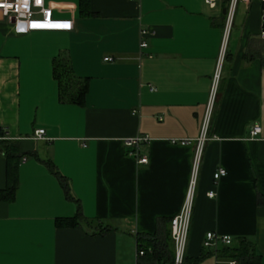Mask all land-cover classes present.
<instances>
[{"label": "crops", "instance_id": "obj_1", "mask_svg": "<svg viewBox=\"0 0 264 264\" xmlns=\"http://www.w3.org/2000/svg\"><path fill=\"white\" fill-rule=\"evenodd\" d=\"M44 5L72 20V30L16 33L0 13V128L25 158L14 197L0 198V264H172L136 255L139 237L180 210L206 116L183 264L233 260L217 250L226 245H202L209 231L235 244L245 238L264 264V204L257 203L264 197V3L238 2L214 89L223 0ZM54 60L86 80L82 103L68 98L73 85L61 96ZM253 124L262 132L251 138ZM37 129L43 139L33 138ZM140 136L148 140L137 157L147 163L124 143ZM45 160L64 176L69 196ZM219 167L226 174L214 181ZM78 210L88 221L58 224Z\"/></svg>", "mask_w": 264, "mask_h": 264}, {"label": "built area", "instance_id": "obj_2", "mask_svg": "<svg viewBox=\"0 0 264 264\" xmlns=\"http://www.w3.org/2000/svg\"><path fill=\"white\" fill-rule=\"evenodd\" d=\"M218 0H204V2L214 7ZM240 0H227L225 1V13H224V28L222 37V49L219 59L218 68L214 74V84L215 88L218 76H219V66L221 59L223 57L225 44L227 37L229 35L232 22L234 19L236 7ZM264 3V0H259ZM0 13L3 17L13 18L11 22L14 26L16 33H25L30 31H70L73 27L72 20L69 19H58L52 16L50 8L44 5V0H0ZM148 33L147 30H141V35L144 36ZM264 33V31H263ZM145 41L140 42V47H145ZM104 60H111V58L106 57ZM208 127V116H206L202 127L201 135L198 139V143L195 149L192 171L190 176L189 186L186 192L184 202L181 205L180 210L170 218V237L173 245V263L172 264H183L185 256V248L188 236L189 223L192 213V202L194 196V186L196 182V176L198 171V166L201 157L202 145L205 139V134ZM262 128L258 124H253L248 131L249 137L253 138L260 135ZM35 139L44 138V130L37 129L34 131ZM0 139H10L6 135L5 137H0ZM147 136L127 138L124 143L127 146H135L134 150L130 153L137 157V145L140 142L147 141ZM186 142L185 140H181ZM22 160L25 158L22 157ZM138 163H147L146 157H137ZM226 174V170L223 167H219L214 171L212 178L214 181H218L222 176ZM208 197H214L215 192L209 191L207 193ZM232 243V238L228 235H219L214 232H206L202 245L211 250H216L220 245H230ZM138 256L143 255V251L140 249L137 251ZM227 264H236L235 260L227 261Z\"/></svg>", "mask_w": 264, "mask_h": 264}, {"label": "trees", "instance_id": "obj_3", "mask_svg": "<svg viewBox=\"0 0 264 264\" xmlns=\"http://www.w3.org/2000/svg\"><path fill=\"white\" fill-rule=\"evenodd\" d=\"M88 2L89 0H79L80 8H86ZM53 74L58 82L61 96L63 95L62 92L66 93L67 87L73 85L74 93L68 94V98L75 103L83 102L87 89V82L85 79L82 81L73 79L68 64L62 60H54ZM0 137H5V132L1 128ZM0 151L2 152L1 154L4 155L6 162V186L4 189L0 190V198L11 199L14 197L17 187L18 164L24 154L20 152L18 142L11 139H0ZM30 154L36 157L35 152ZM43 163L47 166L48 170L57 177L66 196H69L68 186L64 176L59 174L50 160H45ZM257 203L264 204V197L258 195ZM81 221L84 222L88 220H86L81 211L78 210L74 218L61 219L60 222L58 221V224L74 226ZM169 221V219L158 220L155 234L151 236L142 235L139 237L140 243L138 247L141 248L143 254H150L151 258H156L159 261H163L164 258L169 262L173 261L174 254L170 237ZM161 225L162 229H160ZM105 229H107V227H103L101 230ZM222 248L223 249L219 248L217 250H221L228 258L235 260L237 264H259V254L256 253L254 245L245 238H240L236 244L231 243Z\"/></svg>", "mask_w": 264, "mask_h": 264}, {"label": "water", "instance_id": "obj_4", "mask_svg": "<svg viewBox=\"0 0 264 264\" xmlns=\"http://www.w3.org/2000/svg\"><path fill=\"white\" fill-rule=\"evenodd\" d=\"M223 1H227V0H223ZM222 13L224 14L225 13V7L222 8ZM9 21L10 22H13V18H9ZM264 26V25H263ZM1 152V151H0Z\"/></svg>", "mask_w": 264, "mask_h": 264}, {"label": "rangeland", "instance_id": "obj_5", "mask_svg": "<svg viewBox=\"0 0 264 264\" xmlns=\"http://www.w3.org/2000/svg\"><path fill=\"white\" fill-rule=\"evenodd\" d=\"M54 17V16H53Z\"/></svg>", "mask_w": 264, "mask_h": 264}]
</instances>
